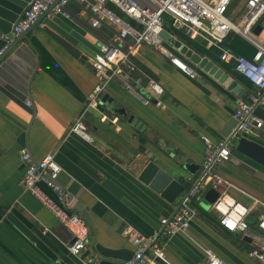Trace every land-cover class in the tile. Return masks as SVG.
I'll use <instances>...</instances> for the list:
<instances>
[{"label": "crops", "instance_id": "0c3cea01", "mask_svg": "<svg viewBox=\"0 0 264 264\" xmlns=\"http://www.w3.org/2000/svg\"><path fill=\"white\" fill-rule=\"evenodd\" d=\"M244 1L233 0L229 5L227 14L235 23ZM66 9L70 19L43 14L0 60V264H83L94 256L96 244L124 250L130 258L134 246L125 230L130 228L134 234L151 237L160 229V218L172 216L179 206L140 181L143 166L148 160L156 161L183 185L180 195L184 196L199 176L206 154L233 131V111L252 89L235 70L233 60H221L218 49L207 46L199 36L192 37L184 29L172 27L166 19L169 36L161 37L163 46L178 53L173 43L182 41L216 63L219 72L223 70L237 79L241 87L232 98L221 96L198 75L185 74L152 46L142 44L135 47L131 57L136 67L133 79L142 77L140 83L130 80L133 94L125 89L123 77L99 79L90 65L99 44L113 42L115 26L102 21L100 26L92 27L91 14L83 2L72 0ZM263 18L259 20L262 29L255 34L259 42L264 41ZM46 29L65 38L86 59H76ZM125 42L130 44L133 40L127 37ZM3 45L0 35V48ZM223 46L247 58L255 50L237 32H231ZM147 77L163 88L160 106L154 105ZM99 85L102 90L98 102L106 94L111 105L87 106ZM139 96L150 102L144 104ZM112 108L122 113H114ZM256 115L263 123L255 133L264 142V119ZM79 116L86 122L92 141L70 131ZM129 117L135 118L137 125H132ZM23 149L34 161L52 152L61 166L57 183L65 193L63 206L77 213L80 208L86 212L89 237L87 248L79 256L68 250L71 234L24 189ZM180 162L185 167L181 168ZM215 170L237 188L264 201V166L236 152L231 145L229 160ZM39 187L55 199L54 192L44 183H39ZM228 193L246 205L251 204L235 188L228 189ZM210 204L203 197L192 201L195 214L188 226L165 242L170 263L205 264L206 249H210L224 264H263L248 256L252 248L264 252V233L253 227L261 207L248 217L252 226L246 232H228L219 226L218 214ZM6 214L34 234L48 253Z\"/></svg>", "mask_w": 264, "mask_h": 264}, {"label": "built area", "instance_id": "2783aa9c", "mask_svg": "<svg viewBox=\"0 0 264 264\" xmlns=\"http://www.w3.org/2000/svg\"><path fill=\"white\" fill-rule=\"evenodd\" d=\"M70 1L72 0H31L21 16L13 23L10 31L1 34L4 45L0 48V56L12 40L26 31L43 14L60 15L70 19V13L66 9ZM77 1L88 6L92 27L96 28L105 21L111 23L117 30L113 42L99 44L98 53L90 60L91 68L99 79L123 77L125 89L135 94L130 80L140 83L142 77L133 79L132 73L135 72L136 67L131 57L135 47L142 44L152 46L171 64L185 74L195 77L197 74L194 70L162 44L160 34L165 29V20L168 19L172 27L184 29L189 36H199L206 41L207 46L218 49L221 60H233L235 70L252 86L233 111L236 121L233 131L229 137L220 141L206 154L199 176L191 183L174 214L160 218V229L151 237L134 234L130 228L125 230V234L131 236L134 251L122 264H156L157 262L172 264L165 254V242L186 229L195 214L192 201L196 200L208 187L214 188L217 192V197L210 204V208L217 212L218 224L222 229L228 232H246L252 226L248 222V217L253 214L255 208L261 207V212L255 216L253 227L264 233V201L237 188L215 170L216 166L229 160L231 139L253 135L263 123L254 111L264 107V41L256 40L253 28L264 17V0H245L237 23L233 22L227 14L233 0H143L144 3L140 0ZM231 32L241 34L253 44L255 50L250 58L235 54L223 46L224 40ZM127 37H131L133 42L127 44L125 42ZM145 81L153 91L154 105L160 106L159 97L163 94L162 86L149 77ZM101 90V85L96 86L87 106H98ZM139 98L144 104L150 102L148 98L141 96ZM87 127L83 117L79 116L71 124L70 131L83 140L92 141ZM21 160L25 164L22 179L24 189L35 196L71 234L72 239L68 250L71 255L79 256L87 248L89 226L81 214L63 206L65 193L57 183L61 166L55 160L54 154L49 152L40 160L34 161L29 152L23 149ZM39 183H44L50 188L55 194V199L46 194L39 187ZM230 188H235L247 196L251 204L246 205L232 197L228 193ZM206 254L205 264H224L210 249H206ZM248 256L257 258L264 264V252L260 249L252 248ZM87 261L92 262V258H87Z\"/></svg>", "mask_w": 264, "mask_h": 264}, {"label": "water", "instance_id": "95a60500", "mask_svg": "<svg viewBox=\"0 0 264 264\" xmlns=\"http://www.w3.org/2000/svg\"><path fill=\"white\" fill-rule=\"evenodd\" d=\"M30 1L31 0H0V35L10 31L13 23H15L16 20L21 16ZM42 16H40L39 19L26 31L22 32L18 37L12 40L10 45L0 56V60L18 43V41H20L26 35V33L31 28H33L41 20ZM261 29L262 26L257 23L253 28V32L258 34ZM45 32L79 61L82 62L84 59H86L85 56L81 54V52L65 38L53 33L48 29H46ZM160 36L165 39L168 38L169 32L166 28L161 32ZM173 47V49H177L179 52L175 53L170 46H167V48L172 50L189 68L193 69L199 77L204 79L216 91L217 94L227 98H232V95L235 94L236 91L241 87L237 79L223 70L219 72V67L216 63L194 52L192 48L186 44H183L182 41H175L173 43ZM103 104L108 106L111 105V101L106 94L101 96L98 106L101 107ZM112 112L117 114L122 113V111L118 110L117 108H112ZM254 113L259 114L264 119V107L255 109ZM128 121L132 125H137L136 119L133 117H129ZM230 145L236 152L264 166V142L259 137V135H256V133L253 135H245L231 139ZM181 163L182 162L178 163V165L181 168L182 166L185 167V165ZM138 177L140 181L148 185L156 193L160 194L164 199H166V201L180 204V201L183 197L180 195L183 185L174 179L172 175L162 168L156 161L148 160L141 169ZM199 197H203L206 203H212L217 197V192L214 188L208 187L206 190L201 192ZM79 213L85 219H88L86 212L81 208L79 209ZM6 217L29 239L34 241L40 249L48 253L42 246L40 240H38L34 234L29 232L20 222L13 218L11 214H6ZM93 249L94 258L91 257L92 262L85 260L83 264H95L96 259L99 260V264H122L124 261L129 259L126 255V252L121 249L107 248L100 244H96Z\"/></svg>", "mask_w": 264, "mask_h": 264}, {"label": "rangeland", "instance_id": "374dc122", "mask_svg": "<svg viewBox=\"0 0 264 264\" xmlns=\"http://www.w3.org/2000/svg\"><path fill=\"white\" fill-rule=\"evenodd\" d=\"M237 10H238V9H237ZM237 10H236V11H237ZM263 19H264V18H263ZM263 27H264V22H263Z\"/></svg>", "mask_w": 264, "mask_h": 264}]
</instances>
